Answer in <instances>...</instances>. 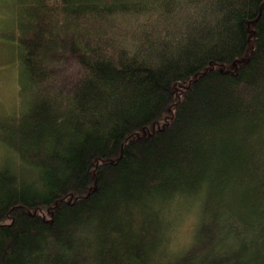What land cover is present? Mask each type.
I'll use <instances>...</instances> for the list:
<instances>
[{"label":"trees","instance_id":"obj_1","mask_svg":"<svg viewBox=\"0 0 264 264\" xmlns=\"http://www.w3.org/2000/svg\"><path fill=\"white\" fill-rule=\"evenodd\" d=\"M2 14L25 109L0 127V264H264V0Z\"/></svg>","mask_w":264,"mask_h":264},{"label":"rangeland","instance_id":"obj_2","mask_svg":"<svg viewBox=\"0 0 264 264\" xmlns=\"http://www.w3.org/2000/svg\"><path fill=\"white\" fill-rule=\"evenodd\" d=\"M11 2L12 0H0V25L3 17L2 13L6 12V8ZM1 8H3V12ZM11 60H13V58L7 45L0 40V127L3 126L5 119L18 114L22 109H25L24 104H20L19 102V94L17 90L18 72H15L16 69ZM2 152L4 154L3 146L0 144L1 157L3 156ZM4 159L5 158H2L0 160L3 161ZM188 206L189 207L187 208L185 207L184 212L178 218L176 224H174L175 228L171 232V245L172 247H175V249L187 246L192 240L191 236L196 226L195 216L198 206L194 202H190ZM213 224L214 209H211V211L207 213V245L210 238V228Z\"/></svg>","mask_w":264,"mask_h":264}]
</instances>
